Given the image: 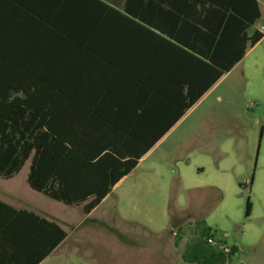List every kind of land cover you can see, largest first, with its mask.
<instances>
[{
  "label": "crops",
  "instance_id": "0c3cea01",
  "mask_svg": "<svg viewBox=\"0 0 264 264\" xmlns=\"http://www.w3.org/2000/svg\"><path fill=\"white\" fill-rule=\"evenodd\" d=\"M239 1L248 16L255 14L252 2ZM257 2L261 17L248 26L239 14L233 12L229 0H133L137 13L130 14V17L136 23L127 25L114 17L109 20L111 23H102L105 19L99 13L102 9L92 0H0V30L8 34L31 32L46 37L54 34L53 21L86 22L82 23L85 28L89 22H94L92 29L83 34L82 39H87L84 44L65 50L69 63L66 66L81 70V78L95 86L96 91L83 94L84 99L99 104L100 114L114 118L119 131H135V127H140L139 131L164 133L139 160V165L179 128L186 116L211 97L227 73L250 53L253 47H249V38L255 30L264 31L263 26H257L264 17V6L261 0ZM29 23L33 29L24 30ZM125 26L128 29H124ZM101 36L114 38L112 41L119 39V42L107 43ZM220 36L222 41L217 43ZM245 45L242 59L215 81L212 67L217 66L212 63V56L222 60L225 66L237 60ZM138 57L144 60L143 65H135ZM138 77L143 81L138 82ZM193 100L196 101L190 106ZM142 108L146 112L143 120L138 121ZM138 165L120 179L110 193L117 189L125 191L127 187L122 184ZM0 200L17 210L34 212L48 222H55L66 232L61 243L40 261L42 253L55 244V228L29 214L16 216L0 209V264H57L68 255L70 248L78 244L72 240L76 229L68 231L70 223L65 217L33 206L8 192L0 193ZM86 221L88 218L81 224ZM112 233L117 238L114 251L120 254L115 264H131L134 256L143 251L155 256L166 254L171 250V244L176 249L181 248V257L186 249L180 241L176 244V238L166 240V237L156 236L150 243H142L116 227H112ZM215 238L218 240L216 235ZM182 260L193 264L183 257Z\"/></svg>",
  "mask_w": 264,
  "mask_h": 264
},
{
  "label": "rangeland",
  "instance_id": "374dc122",
  "mask_svg": "<svg viewBox=\"0 0 264 264\" xmlns=\"http://www.w3.org/2000/svg\"><path fill=\"white\" fill-rule=\"evenodd\" d=\"M257 26L264 27V17ZM29 166L1 178L0 193L63 216L68 231L76 229L78 244L57 264H115L112 227L142 243L175 240L176 233L185 248L196 240L199 220L228 248H238L226 264H264V40L138 165L122 184L127 189L110 193L89 216L83 205L31 188ZM171 250L163 257L137 253L131 264H187L181 248L171 244Z\"/></svg>",
  "mask_w": 264,
  "mask_h": 264
},
{
  "label": "trees",
  "instance_id": "16d2710c",
  "mask_svg": "<svg viewBox=\"0 0 264 264\" xmlns=\"http://www.w3.org/2000/svg\"><path fill=\"white\" fill-rule=\"evenodd\" d=\"M106 1L111 4L92 0L102 9L99 10L105 18L102 23H111L109 20L113 17L119 18L121 24L136 23L130 17L137 13L133 0ZM249 1L255 6L253 16L243 11L244 5L239 0H229V4L233 12L251 26L261 13L257 0ZM72 21H53L54 34L46 37L31 32L8 34L0 30V179L13 178L30 161L27 181L31 188L66 205H83L84 214L89 215L112 187L135 169L164 133L151 134L139 131L140 127H135V131H119L114 118L100 114L99 104L84 99L83 94L96 91V88L81 78V70L66 66L69 63L65 50L84 44L87 39H82L83 34L92 29L94 22H89L85 28L82 23L86 22ZM28 28L33 29L32 23L24 30ZM124 29H128L127 26ZM101 38L107 43L119 42V39L112 41L114 38L109 36ZM263 38L264 31L255 30L249 38V47ZM220 41L222 36L217 43ZM245 51L246 45L237 60L225 66L222 60L212 56V63L217 66L212 67L215 81L230 71ZM143 62L138 57L135 65H143ZM140 81L143 78L138 77ZM145 112L143 108L140 110L138 121L143 120ZM0 209L16 216L29 214L55 228V244L42 253L40 261L66 237L57 223L48 222L34 212L17 210L1 200ZM250 209L248 201L247 214ZM196 227L198 236L186 246L182 256L186 262L226 264L238 251L236 246L225 252L210 245L208 238L215 234L203 220L196 221ZM180 238L176 234V244Z\"/></svg>",
  "mask_w": 264,
  "mask_h": 264
},
{
  "label": "built area",
  "instance_id": "2783aa9c",
  "mask_svg": "<svg viewBox=\"0 0 264 264\" xmlns=\"http://www.w3.org/2000/svg\"><path fill=\"white\" fill-rule=\"evenodd\" d=\"M263 30H264V28H263ZM208 243L210 245H213V246L219 248L220 250L225 251V252L230 251V248H228L227 245L223 244L221 241L217 240L215 237H209Z\"/></svg>",
  "mask_w": 264,
  "mask_h": 264
}]
</instances>
